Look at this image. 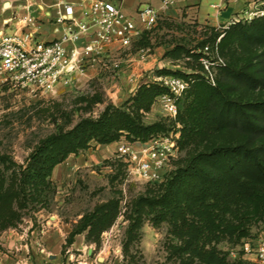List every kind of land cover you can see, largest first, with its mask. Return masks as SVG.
Wrapping results in <instances>:
<instances>
[{"label": "trees", "instance_id": "obj_1", "mask_svg": "<svg viewBox=\"0 0 264 264\" xmlns=\"http://www.w3.org/2000/svg\"><path fill=\"white\" fill-rule=\"evenodd\" d=\"M159 23L161 27L171 26L168 20ZM211 30L214 41L222 35V50L229 34H234L245 48L264 47V16L230 24L223 31L216 27ZM205 46L206 42H202L201 48ZM165 55H188L196 62L194 72L167 68L157 72V76L177 75L189 82L176 100L177 121L184 125L180 128L179 146L186 152L163 182L128 202L123 251L128 254L130 244L139 240L145 220L154 226L167 222L179 242L172 248L182 258V264H227L216 244L232 239L236 233L239 238L249 237V229L241 230L240 226L251 216H264V97H254L256 90L264 89V53L257 64L253 58L240 67L230 59L218 65L226 82L216 81L214 85L201 74L206 71L199 63L201 52L176 46ZM205 83L210 86L209 92L198 93ZM167 92L157 80L141 83L123 105L108 103L98 116L81 118L72 127L40 139L26 165L17 166V170L12 159L0 152V231L16 226L28 203H45L49 176L70 154L87 149L93 141L107 145L122 138L147 141L167 134L169 128L164 120L144 121L156 98ZM10 168L7 180L5 171ZM118 213V199L96 205L73 226L67 243L85 231L87 241L99 243Z\"/></svg>", "mask_w": 264, "mask_h": 264}, {"label": "rangeland", "instance_id": "obj_2", "mask_svg": "<svg viewBox=\"0 0 264 264\" xmlns=\"http://www.w3.org/2000/svg\"><path fill=\"white\" fill-rule=\"evenodd\" d=\"M162 20L168 19L160 16L157 23L148 28L140 24L139 33L129 44H105L98 53L85 59L81 71L73 74L67 84L58 85L54 92L21 88L0 77V152L12 159L16 164L13 168L17 170V166L26 165L28 155L40 139L72 127L81 118L98 116L108 103L123 105L141 83L156 80L161 69L197 70L193 67L196 65L194 57H168L165 55L167 50L182 46L194 53L201 52L209 59L216 56L224 62L230 59L236 67L253 58V63L257 64L258 58L263 56L264 47L245 48L240 40L234 39V34H229L222 50L219 44L222 35L214 41L210 25L190 19H169L171 26L161 27L159 22ZM227 26L216 28L223 31ZM202 42L209 47L205 50L207 53L204 47L201 48ZM227 52L232 54L224 55ZM202 58L199 63L205 68ZM205 70L201 74L210 84L226 82V75L217 63L209 66L214 82ZM209 90L210 86L205 83L198 88V93L204 95ZM98 97L101 101H97ZM254 97H264V89L256 90ZM155 102L145 113L144 121L164 120L168 133L180 132L184 125L177 121V116H168ZM118 146V141L107 145L93 141L87 149L70 154L57 164L48 178L50 187L45 192V203H28L21 210L17 225L0 231V257L19 255L21 245H44V234L50 233L55 236L51 246L57 247L65 259L72 255L69 264H182V258L172 248L179 242L167 222L154 226L145 220L139 240L130 244L128 254L124 253L127 204L131 198L146 193L148 188L159 183L151 184L129 176ZM185 152L186 149L180 150L172 164L173 169ZM11 170L5 171L7 180ZM114 176L117 177L113 180ZM112 199L119 200V213L112 226L101 234L99 243L87 241L85 231L68 244L67 237L82 215ZM243 228L249 229V237L239 238L236 233L232 239L225 238L216 244L227 264H256L250 259L253 256H243L240 248L246 240L256 242L264 231V216H251L240 226L241 230ZM232 251L236 256L231 255Z\"/></svg>", "mask_w": 264, "mask_h": 264}, {"label": "built area", "instance_id": "obj_3", "mask_svg": "<svg viewBox=\"0 0 264 264\" xmlns=\"http://www.w3.org/2000/svg\"><path fill=\"white\" fill-rule=\"evenodd\" d=\"M86 1V0H82ZM224 3L228 0H220ZM175 0H161L160 10L174 5ZM64 12L58 21H70V28L61 38L46 44L26 46L24 41L0 32V77L21 88H31L43 92H54L58 85L67 84L73 74L81 71L87 57L98 53L105 44L120 42L129 44L139 33V25L154 26L159 17V10L145 6L137 12V19L127 15L120 6L107 0H92L84 11L85 21L73 17L72 5L59 2ZM217 4L214 7H219ZM264 16V0H250L239 15L233 17L227 25L247 22ZM85 35L89 40L79 47L77 42ZM28 37V36H27ZM209 50L204 47V52ZM207 53V52H206ZM211 61L203 56L205 68L212 82L209 66L213 63L224 65L216 56ZM168 89V93L156 98L161 109L170 117L178 114L177 98L187 89L189 82L177 75L159 76L156 79ZM155 102V103H156ZM180 132L160 134L147 141L119 140L118 152L124 158L127 173L147 183L163 182L173 170L172 164L180 152ZM243 256L252 255L256 264H264V231L256 242L246 240L241 246ZM236 256V252H231Z\"/></svg>", "mask_w": 264, "mask_h": 264}, {"label": "crops", "instance_id": "obj_4", "mask_svg": "<svg viewBox=\"0 0 264 264\" xmlns=\"http://www.w3.org/2000/svg\"><path fill=\"white\" fill-rule=\"evenodd\" d=\"M72 5L73 17L85 21L86 11L92 0H0V32L24 41L26 46L46 44L62 35L70 28V21H58L64 12L59 2ZM129 16L137 19V12L151 6L159 10L160 16L166 19H190L212 27H220L239 15L250 0H175L174 5L160 10L161 0H107ZM219 4V7H214ZM171 21V20H169ZM28 36V37H27ZM91 37L83 36L77 45L82 47ZM44 245H21L19 255L2 256L0 264H69L72 255L64 258L54 243L53 234H44ZM91 253V252H89ZM91 259V257H89ZM105 264V263H101Z\"/></svg>", "mask_w": 264, "mask_h": 264}, {"label": "water", "instance_id": "obj_5", "mask_svg": "<svg viewBox=\"0 0 264 264\" xmlns=\"http://www.w3.org/2000/svg\"><path fill=\"white\" fill-rule=\"evenodd\" d=\"M99 259H100V260H103V258H102V257H100Z\"/></svg>", "mask_w": 264, "mask_h": 264}]
</instances>
